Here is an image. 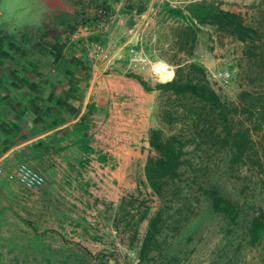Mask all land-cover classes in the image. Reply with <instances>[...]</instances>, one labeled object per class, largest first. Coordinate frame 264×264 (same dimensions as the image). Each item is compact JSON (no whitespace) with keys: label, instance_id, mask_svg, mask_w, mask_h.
<instances>
[{"label":"crops","instance_id":"obj_1","mask_svg":"<svg viewBox=\"0 0 264 264\" xmlns=\"http://www.w3.org/2000/svg\"><path fill=\"white\" fill-rule=\"evenodd\" d=\"M3 1L0 17L23 18L0 24V239L10 222L27 238L82 239L89 213L98 220L103 203L144 180L156 89L148 57L127 47L153 0ZM95 44L118 56L106 61ZM21 161L43 175L40 186L8 176ZM54 211L64 217L42 214Z\"/></svg>","mask_w":264,"mask_h":264},{"label":"rangeland","instance_id":"obj_2","mask_svg":"<svg viewBox=\"0 0 264 264\" xmlns=\"http://www.w3.org/2000/svg\"><path fill=\"white\" fill-rule=\"evenodd\" d=\"M210 6L239 12L258 36L240 40L202 20L196 9ZM142 17L151 19L142 21L130 46L148 57L153 86L173 78L178 65L200 66L204 79L228 108V126L231 133L238 132L235 141L241 153L229 142L222 152L215 109L191 99L168 98L155 87L150 127L163 131L182 127L181 120L170 126L159 118L168 100L177 111L187 105L196 115L192 126L196 136L193 144L185 146L194 148L196 170L194 185L183 191L186 204L177 214L163 212L160 232L147 240L146 252L139 255V245L148 218L162 200L145 179H138L140 189L114 204L103 203L98 220L88 214L82 239H69L63 230L54 238L47 233L39 234L40 239L27 238L26 229L10 222L9 238L0 239V264H264V0H153V10ZM5 18L0 17V24L9 21L20 26L23 16ZM217 69L230 72L227 82L213 75ZM193 74L194 69L179 71L184 79ZM133 170L135 174L136 165ZM210 190L226 199L225 208L211 204ZM22 211L18 215L27 224L31 219ZM42 214L57 220L64 217L58 211Z\"/></svg>","mask_w":264,"mask_h":264},{"label":"trees","instance_id":"obj_3","mask_svg":"<svg viewBox=\"0 0 264 264\" xmlns=\"http://www.w3.org/2000/svg\"><path fill=\"white\" fill-rule=\"evenodd\" d=\"M202 20H208L218 27L226 30L240 40H253L258 36L257 30L246 24L239 12L220 8L219 6H210L207 9H196ZM250 48L248 47V50ZM194 69L192 78H182L179 71ZM175 76L155 85L156 88L166 92V96H171L176 100L187 102L191 99L193 103H199L201 106H208L210 110L215 109L220 119L222 135V152L228 149L230 144L237 143L235 137L238 132L231 133L227 121V106L220 100L217 93L208 85L202 74V68L194 63L178 65ZM168 105L160 108L159 118L165 123L175 124L182 122V127L174 130L163 131L157 127H149L147 131V141L149 152L145 157L143 164V174L147 185L162 200L160 207L148 218L147 230L138 249V254L146 252V243L149 238H154L160 232V223L164 222L163 212L165 210L179 213L186 204L184 190H189L195 183V153L194 148L186 149L187 143L193 142L195 138L194 121L195 113L190 112L191 107L187 106L182 111L171 106V100ZM232 138H234L233 143ZM231 140V141H230ZM193 144V143H191ZM238 154L241 149H238ZM211 186V185H210ZM212 188V187H211ZM208 196L212 198L211 204L218 208H225L227 201L220 195H215V191L210 190ZM220 207V208H221ZM167 217V216H166Z\"/></svg>","mask_w":264,"mask_h":264},{"label":"built area","instance_id":"obj_4","mask_svg":"<svg viewBox=\"0 0 264 264\" xmlns=\"http://www.w3.org/2000/svg\"><path fill=\"white\" fill-rule=\"evenodd\" d=\"M100 12L103 13L104 10L100 9ZM95 46L98 49L97 51H99L108 62H111L112 58L118 56L117 50L105 51L101 45L95 44ZM127 51L129 54L133 55L136 53L131 46L127 47ZM213 75L217 77L218 81L221 83L227 82L230 78V72L227 69H217ZM8 176L13 177L24 189L38 187L44 181L43 175L40 172L22 161L14 166V169L8 174Z\"/></svg>","mask_w":264,"mask_h":264}]
</instances>
